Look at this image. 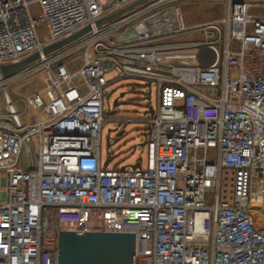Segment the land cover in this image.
I'll return each mask as SVG.
<instances>
[{
    "label": "built area",
    "instance_id": "built-area-1",
    "mask_svg": "<svg viewBox=\"0 0 264 264\" xmlns=\"http://www.w3.org/2000/svg\"><path fill=\"white\" fill-rule=\"evenodd\" d=\"M138 1L0 0V66L92 28L64 49L84 52L77 84L68 68L59 84L48 76L49 88L65 85L59 116L39 119L31 101L21 112L0 78V264H58L62 231L133 234L136 264H264L263 0H225L222 19L192 26L178 7L173 29L124 36L183 2L149 0L97 25ZM130 79L157 84L138 122L149 125L148 163L108 171L106 91Z\"/></svg>",
    "mask_w": 264,
    "mask_h": 264
},
{
    "label": "rangeland",
    "instance_id": "rangeland-1",
    "mask_svg": "<svg viewBox=\"0 0 264 264\" xmlns=\"http://www.w3.org/2000/svg\"><path fill=\"white\" fill-rule=\"evenodd\" d=\"M262 5H264V0ZM178 7L183 10V23L185 22L186 25L192 26L201 24L204 21L222 19L226 14L227 5L225 0H183V2L175 3L159 11L144 15L143 18L135 20L121 32L124 36L129 34L136 36L173 29L177 22L176 9ZM258 9L264 11V6ZM39 13L40 10L37 8V16ZM43 36L44 29L40 30L41 39H43ZM64 52L63 49V55L56 57V60L50 63L48 67L42 64L26 72H20L9 78H4V84L9 89V92L14 95L21 112H24L29 101L32 102L33 106L35 102H39L46 109L50 107H55L56 109L58 107L56 104L61 101L60 97L65 85H60L63 88L58 89L61 93L55 89L57 93L53 91L52 95L45 93L40 95L39 91L49 87V83L42 79L48 78L54 71L56 72L60 68H68L70 72H76L80 68L84 56L83 50L81 48H73L67 53ZM77 80L71 81V84H77ZM37 94L38 96H35ZM121 94H125V96L121 97ZM157 96L156 83L135 79L120 81L106 91L105 113L106 118L111 122L107 121L103 124L102 158L104 162L111 160L108 171L122 170L123 167L131 170L132 166L139 160H142L145 166L147 165L148 147L144 145L150 135L149 125L138 122L151 118V114H147V112L152 106H156ZM4 97L5 92L0 83V108L3 105ZM117 99L119 100V105L115 106V100ZM46 109L45 112L49 115L47 119H51V113L48 110L46 111ZM34 111L37 112V110ZM36 116L38 117V115ZM26 117L25 115L24 118ZM113 120L118 122H112ZM110 131L112 132L110 133ZM122 131L125 133L120 136L119 134ZM32 146L35 153L38 147L37 137L33 139ZM22 161L24 165L27 164L25 152L23 153ZM4 175V172L0 173V196L4 191L2 184ZM225 178L226 172L224 173L222 197L225 195ZM230 191L231 187H228V192Z\"/></svg>",
    "mask_w": 264,
    "mask_h": 264
},
{
    "label": "water",
    "instance_id": "water-1",
    "mask_svg": "<svg viewBox=\"0 0 264 264\" xmlns=\"http://www.w3.org/2000/svg\"><path fill=\"white\" fill-rule=\"evenodd\" d=\"M148 1L140 0L122 11L100 20L97 25L102 26L106 22L118 19L124 13L134 10ZM91 29L89 26L69 38L44 48L42 53L37 52L21 62L0 66V78L4 79L16 75L37 61L67 48L89 33ZM124 96L125 94H121V97ZM118 105L119 100L117 99L115 100V106ZM124 133L122 131L119 135L121 136ZM109 161L107 160L104 163L105 167L108 166ZM140 167V163L132 166L133 169ZM122 169L125 170L126 167ZM258 179L259 175H256L254 190L257 187ZM58 264H136V237L133 234L62 231L59 235Z\"/></svg>",
    "mask_w": 264,
    "mask_h": 264
},
{
    "label": "bare ground",
    "instance_id": "bare-ground-1",
    "mask_svg": "<svg viewBox=\"0 0 264 264\" xmlns=\"http://www.w3.org/2000/svg\"><path fill=\"white\" fill-rule=\"evenodd\" d=\"M55 72V71H54ZM45 75V74H44ZM64 73L63 72H57L56 73V75H52V76H50L51 77V80H52V82H54L55 83V85L56 84H59L60 82H62V80H64L65 78H64ZM72 76H69V78L71 79V80H74V78H75V80H77V79H80V75H79V72H74V73H72L71 74ZM48 80H49V78L47 79V82H48ZM43 81H46V80H43ZM42 82V81H41ZM45 87V86H44ZM49 88V87H48ZM45 89H43V90H41V91H39V93L40 92H43ZM40 104V103H39ZM39 104H38V102H35V104H34V108H36V109H34V110H37V112L36 111H34V113L37 115L38 114V116H39V119H42V120H47V118L49 117V115H48V113L47 112H45V109H43V108H41V106H39ZM63 106H60L59 107V111H58V107H56L57 109H55L54 111L52 110V108L53 107H50L49 109H46V111L48 110V112L49 113H51L50 115L53 117H57V116H59L62 112H63V110L65 109V108H62ZM198 225H199V227H200V225H201V220H198Z\"/></svg>",
    "mask_w": 264,
    "mask_h": 264
},
{
    "label": "crops",
    "instance_id": "crops-1",
    "mask_svg": "<svg viewBox=\"0 0 264 264\" xmlns=\"http://www.w3.org/2000/svg\"><path fill=\"white\" fill-rule=\"evenodd\" d=\"M72 74V73H71ZM71 74H69V76H72ZM49 78V77H48ZM48 78H45V79H42V80H46V83H47V79ZM64 78H66V75H64ZM74 80H75V78H74ZM53 84H55L54 82H53ZM60 88H62V86L60 87H58V89H60ZM57 89V90H58ZM63 89V88H62ZM53 91H55L56 93H57V91L55 90V89H49V88H45V90L43 91V92H40V95L41 94H50V95H52L51 93H53ZM58 91H60V90H58ZM60 93H61V91H60ZM35 96H38V94L37 95H35ZM34 95H33V97H35ZM54 98V97H53ZM58 98H59V95H58ZM33 99V98H32ZM60 100L62 101V104H61V101L60 102H58V104H56L57 106H58V111H59V107L60 106H63L62 108H64L67 104H68V100L66 99V97L64 96V93H62L61 94V97H60ZM38 104H39V102H38ZM39 106H41V108H43V109H46L45 107H43L41 104H39ZM57 109V108H56ZM52 110L54 111L55 110V107H53L52 108Z\"/></svg>",
    "mask_w": 264,
    "mask_h": 264
}]
</instances>
